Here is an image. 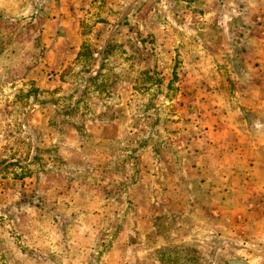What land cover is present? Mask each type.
Here are the masks:
<instances>
[{
	"label": "rangeland",
	"instance_id": "1",
	"mask_svg": "<svg viewBox=\"0 0 264 264\" xmlns=\"http://www.w3.org/2000/svg\"><path fill=\"white\" fill-rule=\"evenodd\" d=\"M0 264H264V0H0Z\"/></svg>",
	"mask_w": 264,
	"mask_h": 264
}]
</instances>
